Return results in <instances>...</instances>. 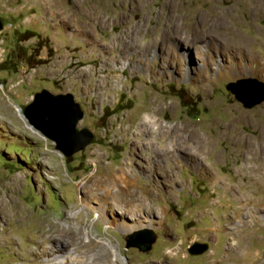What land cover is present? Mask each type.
Wrapping results in <instances>:
<instances>
[{"label":"rangeland","instance_id":"374dc122","mask_svg":"<svg viewBox=\"0 0 264 264\" xmlns=\"http://www.w3.org/2000/svg\"><path fill=\"white\" fill-rule=\"evenodd\" d=\"M244 5L0 0V264H48L58 242L79 254L66 264H264V101L226 89L264 82V9ZM44 90L79 105L83 149L24 116ZM105 189L106 222L91 209Z\"/></svg>","mask_w":264,"mask_h":264},{"label":"water","instance_id":"95a60500","mask_svg":"<svg viewBox=\"0 0 264 264\" xmlns=\"http://www.w3.org/2000/svg\"><path fill=\"white\" fill-rule=\"evenodd\" d=\"M235 98L245 107L251 108L264 101V82L256 78H242L227 84ZM83 112L73 101L71 94L36 93L32 102L24 109V116L44 136L55 143V148L64 155L83 149L92 139L86 129L76 128ZM191 252L197 251L191 249Z\"/></svg>","mask_w":264,"mask_h":264},{"label":"bare ground","instance_id":"6f19581e","mask_svg":"<svg viewBox=\"0 0 264 264\" xmlns=\"http://www.w3.org/2000/svg\"><path fill=\"white\" fill-rule=\"evenodd\" d=\"M237 3L238 2H240L241 1V3L243 2V5L245 6V7H247V8H254V9H264V0H235ZM263 13H264V11H262ZM257 13V12H256ZM141 127L142 128H145V129H147L149 132H152L153 130H155L157 133H159V134H170L171 135V131L173 130V128L171 127V126H164L162 123H161V121H160V119H155V118H152V117H145L144 119H142V125H141ZM193 127V126H192ZM176 129V131L177 132H179L178 133V135H179V137L182 135H185L186 136V140H190V141H192V139H193V131L194 130H192V129H190V128H188L186 125L185 126H183V127H181V128H179V127H176L175 128ZM175 131V130H174ZM177 134V133H176ZM185 141V140H184ZM259 170H261V169H259ZM122 171V174L120 175V176H122V177H126L127 175V172L126 171H124V170H121ZM119 172V171H118ZM130 176V175H129ZM215 176V175H214ZM123 180V179H122ZM105 181V180H104ZM117 181V180H116ZM115 181V182H116ZM127 181V180H126ZM84 183V182H83ZM99 184V183H98ZM93 185V184H92ZM90 189V188H89ZM124 189V188H123ZM88 191V190H87ZM112 191V190H111ZM111 191H109V190H106L105 189V191H104V193H106V195H104V193L102 194L103 196H100V198L99 197H97V199H98V206L96 207V208H91L92 210H95L96 209V212L98 213V217L101 219V220H103V221H105L106 222V217H105V215L107 214V212L104 210V204L106 203H110L109 201H111L112 202V199L113 198H115L114 197V193H115V195L117 194L118 195V193H116V192H111ZM91 193V192H90ZM120 193V192H119ZM87 196H89V198L91 199V198H93V197H96L95 195H88V193L86 194ZM88 198V197H87ZM85 199V198H84ZM83 199V197L82 196H79V198H78V201H80L81 202V204L83 205V206H86V207H88L89 206V200H88V202L86 203L85 202V200ZM94 199H96V198H94ZM4 202V201H3ZM111 205L113 204V202L112 203H110ZM4 205V204H3ZM113 207H115V205L113 204L112 205ZM144 205H139V206H134V207H131L130 206V208H125V207H122L121 208V211H122V213L124 214V213H131L132 211H136L137 210V208H141V207H143ZM6 208V207H5ZM3 209V208H2ZM19 214V213H18ZM79 214V213H78ZM77 217V216H76ZM29 219V218H28ZM27 219V220H28ZM69 221V220H68ZM26 223V222H25ZM108 224V223H107ZM30 225V224H29ZM110 227H111V225L110 224H108ZM120 226V225H119ZM123 227V229H126V228H128L126 225H123L122 226ZM78 229H79V227H78ZM10 232V231H9ZM87 232V231H86ZM76 233V232H75ZM88 233V232H87ZM11 234V233H10ZM79 234V233H78ZM5 235V234H4ZM38 235V234H37ZM68 235V234H67ZM2 236V235H1ZM1 236H0V238H1ZM51 236V235H50ZM49 236V237H50ZM12 237V236H11ZM67 237V236H66ZM74 237V236H73ZM9 238V237H8ZM46 239V238H45ZM66 239V238H65ZM68 239V238H67ZM78 239V238H77ZM1 240V239H0ZM59 240V239H58ZM94 240V239H93ZM48 240L46 239V242H47ZM54 241V240H53ZM37 242V241H36ZM71 243V242H70ZM45 244V243H44ZM68 243H64V242H58V244L57 245H55V246H51V247H48L47 249H41V251L39 252V254H40V256L42 255L44 258H45V260H43V262H46V263H48V264H66L67 263V261H69V258L70 259H75V260H77V261H80V259H79V254H76V256H74V257H71L70 256V254H68V252L66 253V249H67V247L65 248V246L67 245ZM72 244V243H71ZM84 245V244H83ZM71 246V245H70ZM39 247V246H38ZM42 247V246H41ZM81 249V248H80ZM90 250V249H89ZM91 250H93V248H91ZM90 250V251H91ZM28 251V250H27ZM34 252V251H33ZM61 253V254H60ZM172 253V252H171ZM31 254V253H30ZM83 254V253H82ZM18 255V254H17ZM35 255H37V254H35ZM103 255V254H102ZM106 255V254H105ZM83 256V255H82ZM92 256V255H91ZM171 256H173V255H171ZM36 257V256H35ZM90 257V256H89ZM38 258H41V257H38ZM225 258V257H224ZM40 261V260H39ZM86 261V260H85ZM85 261H83V262H85ZM41 262V261H40ZM20 264H21V262H20ZM24 264V263H23Z\"/></svg>","mask_w":264,"mask_h":264}]
</instances>
